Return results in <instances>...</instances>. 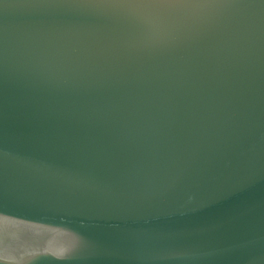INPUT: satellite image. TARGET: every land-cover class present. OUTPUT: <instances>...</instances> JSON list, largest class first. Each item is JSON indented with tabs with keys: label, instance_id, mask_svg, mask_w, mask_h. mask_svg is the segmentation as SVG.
Returning <instances> with one entry per match:
<instances>
[{
	"label": "water",
	"instance_id": "water-1",
	"mask_svg": "<svg viewBox=\"0 0 264 264\" xmlns=\"http://www.w3.org/2000/svg\"><path fill=\"white\" fill-rule=\"evenodd\" d=\"M0 264H264V0H0Z\"/></svg>",
	"mask_w": 264,
	"mask_h": 264
}]
</instances>
